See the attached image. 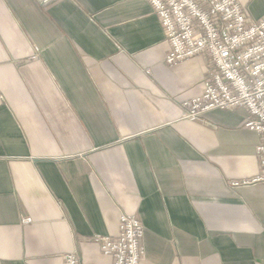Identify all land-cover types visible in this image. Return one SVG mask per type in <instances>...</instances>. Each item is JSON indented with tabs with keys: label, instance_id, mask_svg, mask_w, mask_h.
<instances>
[{
	"label": "crops",
	"instance_id": "obj_1",
	"mask_svg": "<svg viewBox=\"0 0 264 264\" xmlns=\"http://www.w3.org/2000/svg\"><path fill=\"white\" fill-rule=\"evenodd\" d=\"M168 48L146 0H0V264H112L94 238L121 215L139 264H264V184L229 185L260 136L245 108L184 120L209 58Z\"/></svg>",
	"mask_w": 264,
	"mask_h": 264
},
{
	"label": "built area",
	"instance_id": "obj_2",
	"mask_svg": "<svg viewBox=\"0 0 264 264\" xmlns=\"http://www.w3.org/2000/svg\"><path fill=\"white\" fill-rule=\"evenodd\" d=\"M35 1L48 6L61 0ZM146 1L169 45L167 66L202 54L209 58L202 92L185 103L183 119L199 122L210 111L245 108L242 126L261 140L255 151L259 173L229 185L264 184V16L250 20L238 0ZM119 218L115 237L94 240L112 264H139L145 250L143 226L134 215ZM62 264H80L78 254H66Z\"/></svg>",
	"mask_w": 264,
	"mask_h": 264
}]
</instances>
